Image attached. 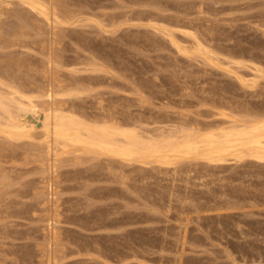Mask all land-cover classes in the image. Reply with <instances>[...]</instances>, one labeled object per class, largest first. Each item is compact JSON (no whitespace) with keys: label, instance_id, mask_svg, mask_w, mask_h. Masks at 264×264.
<instances>
[{"label":"rangeland","instance_id":"1","mask_svg":"<svg viewBox=\"0 0 264 264\" xmlns=\"http://www.w3.org/2000/svg\"><path fill=\"white\" fill-rule=\"evenodd\" d=\"M61 2L66 10L72 8L70 11L75 9L77 12L79 9L81 17L90 22L87 24L85 22L88 20L84 19V23L76 26L74 23L67 24L65 31L63 29L56 33L59 36H55L56 45H59L57 52L61 53L69 65V59L71 62L75 61L71 64L72 68L71 65L64 67L66 73L75 67L74 64H77L79 58L78 63L85 60L88 62L90 58L104 68L103 72H94L87 67L83 70L82 64H79L80 70L77 65L75 70L67 73L70 81L75 78L74 81L94 86H89L91 95L88 94L89 87H86L88 90L82 93L84 95L80 94V99V95L72 98L75 101L71 99L77 104L76 108H82L85 115L98 113L100 105H104L109 112L115 110L113 114L119 120L123 118L126 119L123 121H133L140 132L157 136L156 133L161 134L159 132L168 134L171 125L175 129L183 124L190 127L191 124L196 126L198 123L196 127L210 129L212 124L215 129L221 120L220 111H231L237 119L240 116L243 120L249 114L252 113V116L264 109V0ZM0 4V30L5 28L0 31V36H4L0 37V41L4 40L0 44L5 47L0 46L2 59L7 55L6 59L10 60L8 56L13 54L15 60L13 56L11 60L24 59L22 64L25 66L41 65L44 56L36 48L40 47L45 38H54V34L45 28L43 22L34 21L38 27L42 24L39 27L41 34H32L35 43L30 37L29 41L26 40L28 43L24 41L19 46L14 44L7 47L9 43H3L8 40V31L16 28L19 23L18 12H23L30 20L33 18L31 13H25L17 3L8 6L14 8L7 12L9 15L5 12L3 15L1 11L3 7L5 11L6 5L1 0ZM96 22L101 25L99 28ZM171 23L179 28L176 25L171 26ZM162 26L173 33H179L180 36L177 33L174 36L181 40L175 39L180 43L185 40L186 45L190 42L183 35L182 28L186 26L193 31L198 30L200 41L205 42V45L208 41L207 47L211 49L213 46L212 51H218L217 56L224 60L218 58L222 61L215 60V65L207 62V65L199 57L190 58L179 53L171 46L169 39L159 32L158 29ZM78 55L82 57L77 59ZM230 56H234L233 59L238 58L237 60L240 58L242 65L232 69L238 65L230 62L229 65L225 61L231 59ZM32 61H35L34 65ZM231 64L233 67H229ZM255 66L260 70H256ZM72 73L80 76H70ZM85 75H89V82ZM95 105L99 108L98 111L95 110ZM250 106H253L252 109ZM234 108L237 110H233ZM222 125L220 121L218 126ZM62 156L65 157L60 161L62 165L58 160H51L52 165L58 161L55 162L57 167L59 165L58 171L54 175L59 176L54 177L59 179L56 182L60 185L55 184V178L51 175L52 170L55 171V165L54 168H49L44 161L42 165L41 162L35 165V162L29 164L20 159L6 162L7 165L4 163L14 185L11 184V190L7 193H12V196L8 195L9 198L4 195L7 197V206L5 198L4 203L2 202L5 206L2 211L5 213L1 214L4 220H0V264H264V162L247 159L208 163L197 157L193 162L190 159V162L197 165L195 169L187 159L182 166L177 163L176 166L182 170L179 171L178 167L171 168V164L174 166L175 163L158 165V168L156 162H148L147 159L143 161L144 158L142 161L140 158L121 161L125 163L124 166L118 163L120 160L116 162L113 158L120 165L117 167L113 159L106 161L105 158H111L103 155L90 157L86 154L90 159L83 155L79 162L81 164H76L72 157L71 160L70 154L69 158L67 155ZM66 158L71 160L70 164ZM9 164L12 169L8 168ZM151 165L156 171H153ZM104 168L109 169L106 171ZM134 168L142 172L135 171ZM42 169L45 170L41 172ZM112 169L119 170L115 172L118 174L116 176L126 175L128 178H116ZM122 170L130 172L129 175L126 172L123 175ZM122 179L126 180V184L122 183ZM46 184L50 187L47 188ZM43 187L46 190L44 188L43 191ZM40 189L42 193L38 192ZM17 193L22 196L19 197ZM40 202L48 204L47 207ZM29 208L32 215L34 212L33 216L28 213ZM9 212L10 216L7 217ZM51 248L57 251H52Z\"/></svg>","mask_w":264,"mask_h":264},{"label":"bare ground","instance_id":"2","mask_svg":"<svg viewBox=\"0 0 264 264\" xmlns=\"http://www.w3.org/2000/svg\"><path fill=\"white\" fill-rule=\"evenodd\" d=\"M1 1H3L6 5L5 11H4V7L2 6L3 10L1 12L3 13V15H5V13L9 15V13H7V12L9 10H14V8L13 7L9 8L8 6L12 5L14 3H17L20 6H22L21 8H23V11L25 10L24 11L25 13H27V14L31 13L32 14L31 18H33L30 20V17H28L27 15H26L27 16L26 17L23 12H18L17 17L19 18L18 19L19 23L17 22L18 25L16 26V28H14V29L10 28L12 30L10 32L8 31V36H7L8 40L6 39L7 42L3 43L5 45L7 43H9L6 45L7 47L10 48L11 45L13 46L14 44H18L17 46H19V43L24 44V41H26L27 39H28L27 41H29L30 37H31V39L33 38L32 34L40 35L41 33L39 31L40 30L39 27L42 26V24L38 27V24L36 26L34 24L35 23L34 21H36V22L40 21L41 23L43 22V24L45 25V28L47 27L49 32L51 34H54V36L50 35V33H49V35L53 36L54 38H49L47 40L45 38L44 41H41L40 47L36 48V49H40L41 52L43 53V56H44V59L42 60L41 65H39V66L36 65V66L32 67V66H30L31 64L28 66L27 65L25 66L24 64H22V63H24L23 62L24 59L19 58V59H21V61H22L21 62L17 58V57H19L18 53H17V57H16L18 59V61H17V59H16V61L11 60V58H12L11 56H13V54L8 56V58L10 57L11 61L9 59H6L7 55H4L5 58L3 57L6 60L2 59V56H0L1 57L0 58V220H4V217H1V214L5 213L2 211L3 207H5V206H3L4 198L6 199L7 197L12 196V193L9 192V194H8L9 196L7 195V193H8V191L11 190V189L9 190V187L11 186V184L14 183V182H12V178L10 177V175L5 170V168L7 166L4 167V163L6 164V162H9V161H15V160L19 161V159H20L22 161L29 162V164H30V162H35V165H36V163L39 164V162H41V165H42L43 164L42 161H44L45 164H47L46 166L51 168V166L52 167L54 165L56 166L55 162L58 163V161L60 162L61 160L65 159V157L62 155H65V156L67 155L66 157L67 158L70 157V159L72 157L73 160L75 161V163L76 162L79 163L80 161H82L83 155L86 156V154H88L90 157H99V156L103 155V157L111 158V159L105 158L106 161L107 160L112 161V159L114 158L116 162H117V160H120V161H118V163L120 162L122 164H123V162H121V161H124V162L125 161H131L132 159H135V158H140L141 161L143 160L142 158H144L143 161H146L145 159H147L148 162H149V160H151L153 162H156L157 166L162 165V164L164 165L166 163H173V164L175 163L174 166H172V164H171V168L175 167V169L178 167L176 165L181 164V166H182L184 163H186V162L183 163L184 160L187 161V159H189L188 161L190 162V159H191L193 162V159L197 158V157L203 158L205 160V162L207 161L208 163H210V162L221 163V162L230 161V160H232L234 162H238V161H244L247 159L253 160L255 162H262V163L264 162V109L261 110L260 112H256V113H254L255 111L251 110V111H253V113L255 115L251 116V114H252L251 113V114H249L250 116L248 115L249 117H247V118L243 116L245 118L243 120H242V118L240 119V116H238L239 119H237L236 118L237 116H234L233 113H231V111H228V113H226L225 111H220L221 120L219 118L218 119L221 121V125L222 124L223 125L218 126V123H220V121H218L217 127L215 129L212 128V124H211L210 129H209V127L207 129H205V127L203 129L200 126L196 127L198 125V123L196 126H192V124H191L190 127H185L186 125H184V124H183V126L179 127L178 126L179 124H177L178 127H176L175 129L172 128L173 127L172 125L170 126L171 128L169 127L170 129H173L174 131L171 130L172 131L171 132L170 129L168 128L169 129L168 134H165L166 132L164 134H163V132H159L161 134L158 135L156 133L157 136L151 135L152 133L150 135H146V134H144L146 132H140L139 129L135 126L133 121H131V122L123 121L126 119H123L121 117L120 118L122 120L121 119L119 120V117L116 115L118 117L117 118L114 116L115 114H113V113H115V110H114V112L110 111V112H112V113H110L107 110V108H104V107H106L104 105L102 107L100 105V109H101L100 110L97 107L99 102H97V106L95 105V107H96L95 110L98 111V109H99L100 112L98 111V113H96V114L94 112H92L93 115H85L83 113V111H81L82 108H80V106H78L79 109H77L78 107L76 108V106H75L77 104H75V102L73 103V101H75L74 97H79L80 94L84 95L82 93L87 92L88 89H89L88 94H90V87L89 86H91V84L89 86H86L87 83L84 85L80 81L79 82L77 80L74 81L75 78L74 79L71 78V80H73V81H70V78H69V76H67V73H69L72 70H75V67H77V65H78V68L80 70L81 64H82L81 67L83 68V70H86L84 68L87 67V68H89L90 71H94V72H98V71L103 72L104 68L102 67V65H100L96 61L90 60V58H89L90 61L88 60V62L85 60V61H80L78 63L77 61L80 59L79 57L81 56V55L80 56L78 55L77 59L78 58L79 59L76 61L77 64L76 65L74 64L75 67L73 66L74 68L71 70H67L69 72L66 73V69H64V67L66 68V66H68L69 63H66L67 61L65 62V59L61 56V53L59 52L60 53L59 54L57 52V48L59 47V45H56L57 40H55V36H57L56 38L59 37L57 35L58 34L57 31H61L63 29L65 31V28H67L66 27L67 24L74 23L76 26L77 24H81V22L85 19V18L83 19L81 17V15H80L81 12H79V9H77V12L74 9L73 11H75V13L73 11H70L72 8L70 10H66L67 8L64 9L61 6V3H62L61 0H1ZM85 13L86 12H83L84 15H85ZM86 15H87V13H86ZM157 19L158 18H156V20ZM6 20H7V18H6ZM87 20L85 19V21H87ZM4 21L5 20H3V22ZM84 22H82V23H84ZM85 23L88 24L90 22L88 20ZM92 23H93V21H92ZM4 24H5V22H4ZM6 24H7V22H6ZM165 24H168V23L165 22ZM96 25L98 28H99V26H101L98 22H96ZM172 25L173 24L171 23V26ZM175 25L176 24H174L173 26L175 27ZM184 25H186V24H184ZM189 28H191V27H189ZM189 28H186V26H185V28H182V30L180 28V30L183 32V35H185L189 38L190 43L187 45L185 43L186 42L185 40H184L185 42L183 41L182 42L183 44H182L179 42L181 40V38L175 37L176 35L174 33H177V32L174 31V33H173L172 30H170L164 26L160 27L158 30H159V32H161L163 34V36H165L167 39H169V41L171 42V46H174V48L179 53H183L186 56H189L190 58L191 57H194V58L199 57L202 59L201 61H203V60L206 61V64H207V62H209V64L213 63L212 65L216 64L215 60H218V61L220 59L224 60V58H220L217 56V54L219 55V52L217 50H216L217 51L216 53L214 51H212L214 49L213 46H212L213 49H212V47H211V49L207 47L208 41L206 43L207 45L204 44L205 42L202 43L200 41V39H199L200 37H198L199 33L197 32L198 30L196 31V29L194 28L195 31L198 33V35H197V33L195 31H193ZM3 29H5V28H3ZM3 29L1 28L0 31H2ZM41 29H43V27ZM4 31H6V30H4ZM46 33H47V31H46ZM177 34H178L177 36H180L179 33H177ZM1 36H3V35H1ZM175 38L179 41H177ZM3 41L4 40L2 39V41H0V42H3ZM33 42L35 43L34 38H33ZM0 46H2V45L0 44ZM26 46L28 47V45H26ZM2 47H4V46H2ZM30 47H31V45H30ZM35 47H37V46L35 45ZM1 52H3V51H1ZM18 52H20V51H18ZM14 56H13V58L15 60ZM31 56H33V55H31ZM222 56H223V54H222ZM224 56H226V55H224ZM85 57H86V55H85ZM227 57H229V56L227 55ZM230 57H232V56H230ZM22 58H23V56H22ZM30 58H32V57H30ZM83 58H84V56H83ZM218 58H220V59H218ZM233 58H234V56L231 59H227L225 61H228L227 62L228 64L230 62L234 65H238V66H236V67L234 66V68H232L235 70V68L236 69H237V67L239 68V65H242L243 62L240 61L241 60L240 58H239V60H237L238 58L237 59H233ZM38 59H40V58L38 57ZM38 59H37V62H38ZM75 59L76 58H74V60ZM25 61L28 62L27 59H25ZM68 61H70V65L73 62H75L73 60H72L73 62H71V59H69ZM221 61L222 60H220V62ZM33 62H35V61H32V63ZM251 63L254 64V62H252V61H251ZM102 64H107V63H102ZM228 64L226 66H228ZM232 64L229 67H233ZM33 65H34V63H33ZM83 65H84V67H83ZM221 65H222V63H221ZM223 65H224V63H223ZM244 65H246V64H244ZM256 65H258V64L256 63ZM70 68H72V65L70 66ZM110 69H109V71H110ZM255 69L260 70L257 66H255ZM76 70H78V69H76ZM257 72L259 73V71H257ZM91 73H93V72H91ZM235 73L237 75V71ZM254 73H255V75H257L256 72H253V74ZM73 75L78 76L79 74L75 75L74 73H72V75H70V76H73ZM255 75H254V77H255ZM87 76H88V78H87L88 81L87 80L86 81L89 82L90 81L89 75H85L84 77H87ZM82 77H83V75H82ZM95 78H98V77H95ZM92 79H94V76H92ZM79 80H80V78H79ZM241 82H243V81H241ZM86 87L87 88L89 87V88L87 89ZM93 87L91 86V88H93ZM91 90H94V89H91ZM91 93H92V91H91ZM81 95L78 99H80L82 97ZM90 95H88V96H90ZM72 98H74V99H72ZM101 104H103V103H101ZM78 105H81V104H78ZM242 106L243 105H239V107H242ZM109 107H110V105H109ZM246 107H247V105H246ZM251 107H253V106H250V108ZM262 107L263 106H261L260 109H262ZM103 108H104V110L106 109L108 112L104 111ZM257 109L256 110L259 111L258 107H257ZM95 110H93V111H95ZM233 110H237V109L234 108ZM247 110L249 111V108ZM87 113H88V111H87ZM235 114H236V112H235ZM127 119H128V116H127ZM181 123H183V122H181ZM206 125H208V124H206ZM208 126H210V124ZM143 128H145V127H143ZM156 130H158V129H156ZM69 154L71 156L68 157ZM57 155H61V156H57ZM86 157H87V159L88 158L90 159V157H88V156H86ZM52 158L54 160H58V161H55L53 165L51 162ZM201 158H199V159L203 161V159H201ZM70 159H67V161H69ZM87 159L85 158V160H87ZM114 159H113V161H114ZM93 160H95V159H93ZM22 161H21V164H22ZM70 161H69V164H70ZM99 161H97L98 165H99ZM115 161L113 163L116 164ZM181 161H182V163H181ZM199 161H196V162L199 163ZM62 162H64V161H62ZM192 162H190V163L193 164ZM75 163H74V165H75ZM81 163H79V164H81ZM118 163L116 164L117 167L120 166V165L118 166ZM190 163L188 165H190ZM16 164L18 165V162H16ZM31 164H33V163H31ZM124 164H123V166H124ZM61 165H62V163H61ZM90 165H92V164H90ZM100 166H101V163H100ZM128 166H130V165H128ZM138 166H140V168H141V165H138ZM154 166H156V165L154 164ZM193 166H194L193 169H195L196 168L195 166H197V165L193 164ZM9 167H11V169H12V166H10V164H9L8 168ZM58 167H59V165H58ZM58 167L56 166L55 171H54V169L52 170V173L54 172L53 174L51 173V175L53 177L57 175V178H58V176H59L58 174L54 175L55 172L58 171L57 170ZM92 167H93V165H92ZM165 167H167V166H165ZM165 167H163V168H165ZM32 168H30V169H32ZM44 168H46V167H44ZM106 168H107V166H106ZM106 168H104V169H106ZM154 168L155 167H153V169ZM158 168H159V166H158ZM108 169H106V171ZM124 169H125V167H124ZM130 169H131V167H130ZM135 169L137 170V168H134V170ZM178 169H180L179 171H182L181 168L178 167ZM43 170H45V169H42L41 172H43ZM49 170H51V169H49ZM184 170H185V168L183 169V171ZM112 171H113L112 174H115L116 171H114L113 169H112ZM132 171H133V169H132ZM153 171H156V170L154 169ZM189 171H191V168L189 169ZM96 172H97V170H96ZM123 172H121V173H123ZM125 172L123 175H125L127 173V172L126 173ZM138 172L141 173L142 170L138 171ZM21 173H23V172H21ZM49 173H50V171H49ZM99 173H98V175H99ZM110 173H111V171H110ZM129 173H127V174L129 175ZM189 173L190 172H188V174ZM179 174H181V173H179ZM40 175H41V173H40ZM116 175H118V174H115V176ZM13 176L14 175H12V177ZM113 176H111V177H113ZM117 177L124 178L122 175L116 176V178ZM131 177H132V175H131ZM15 178H16V176H15ZM54 178H55V181H54L55 184L56 183L59 184L58 182H56V180H59V179H57L56 177H54ZM113 178L115 179V177H113ZM126 178H128V177L126 176ZM43 179L47 180L45 177ZM125 179L124 180L122 179V181H124L122 183L126 184ZM13 180H16V179H13ZM36 180H38V178ZM108 180H110V179H108ZM120 180H119V182H121ZM48 181H49V179H48ZM48 181H45V183L48 184ZM112 181H113V179H112ZM130 181H131V178H130ZM42 184H43V182H42ZM47 184L45 186H47ZM35 186H37V185H35ZM18 187H20V186H18ZM39 187H40V185H39ZM49 187L47 186V188H49ZM29 188H30V186H29ZM44 188L46 190V187H43L42 188L43 191H44ZM18 189H15V190L17 191ZM35 189H36L35 190V192H36L37 187H35ZM52 189H53V187H52ZM24 190H25V188H24ZM16 191H12V192L15 194ZM18 191H19L18 193H21L20 190H18ZM39 191H40V193H42L41 189L38 190V192ZM53 191H55V188L53 189ZM29 192L31 193V188H30ZM48 192H49V189H48ZM18 193L16 195L22 196V194H18ZM4 195H7V197H4ZM52 195L53 194H51V196ZM34 198H35V196H34ZM18 199H20V198H18ZM8 201H9V199H8ZM29 201H30V199H29ZM19 202H20V200H19ZM40 203H44V202H40ZM7 204H8V202L6 199L5 205L7 206ZM13 204H11V205H13ZM19 204H21V203H19ZM29 204H30V202H29ZM29 204H28V206H30V208H32L31 205H29ZM36 204H37V202H36ZM23 205H24V203H23ZM32 205H33V203H32ZM46 205H48V204H45V206ZM8 206L10 207V205H8ZM33 207H35V206H33ZM36 207H37V205H36ZM6 208L8 209V207H6ZM6 208H4V211H6L5 210ZM30 208H29L28 213L31 214L32 212H30L31 211ZM40 208H41V206H40ZM40 208H38V209H40ZM26 210H27V208H26ZM43 210H44V208H43ZM33 211H35V210H33ZM6 214H8V213H6ZM33 215H34V212H33ZM35 215H36V213H35ZM47 215H48V213H47ZM54 215H55V213H54ZM6 216L7 217L10 216V212ZM1 218H3V219H1ZM52 219L56 220L57 216H56V219H55V217H53ZM52 219H50V220H52ZM1 223L3 225V222H1ZM54 231L57 232L56 229H54ZM53 236H56V235H53ZM56 239H54V240H56ZM54 244H55V242H54ZM44 249H45V247L43 248V251H44ZM51 250H52V248H51ZM48 251H49V249H48ZM52 251H57V250L53 249ZM46 253H48V252H46ZM41 257H42V254H41ZM46 260H47V258H46Z\"/></svg>","mask_w":264,"mask_h":264}]
</instances>
